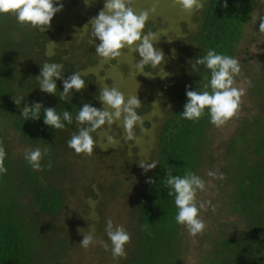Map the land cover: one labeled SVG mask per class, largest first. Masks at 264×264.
I'll list each match as a JSON object with an SVG mask.
<instances>
[{
    "label": "trees",
    "instance_id": "16d2710c",
    "mask_svg": "<svg viewBox=\"0 0 264 264\" xmlns=\"http://www.w3.org/2000/svg\"><path fill=\"white\" fill-rule=\"evenodd\" d=\"M263 1L226 0L225 8V0H205L204 7L196 11V30L187 32L185 28L176 40V56L181 63L176 73L137 110L141 116L150 115L154 104L159 105L157 141L149 156V162H158L157 167L144 173L137 156L123 157L125 162L133 163L132 170H119L109 178L95 177L96 172L90 178L85 176L77 163L81 155H75L67 146L76 131L79 109L86 103L100 109L101 88L114 87L111 81L104 82L103 70L100 75L90 71L102 60L96 55L99 40L75 45L76 35L65 32L56 23V15L44 30L22 28L14 17L0 16V140L6 151L7 169L6 174L0 175V264H185L186 243L192 237L174 219L178 209L174 197L167 195V172L183 177L191 171L204 179V172L215 168L225 176L214 187L215 192L222 190L224 195L223 215L215 230L203 232V239H199L197 249L206 246L200 264H264V55L249 79L251 110L257 112L239 120L234 135L219 143L224 149L222 154L213 152L215 141L211 133L215 126L210 123L207 109L199 121L181 117L188 86L193 91H203L208 82L203 78L208 74L205 68L197 66L198 70L193 71L189 61L194 63L210 49L239 59L249 26L252 24L256 34H260ZM60 2L65 9L78 4V0ZM94 12L96 17L99 12ZM89 27L91 34L92 25ZM159 27L148 22L144 32H155ZM158 46L154 47L160 49ZM46 62L62 64L64 79L79 72L85 79V89L73 90L71 97L62 101L59 92L63 91V81L57 80L56 95L42 92L35 78ZM248 63V59H243V70ZM145 70L156 74L150 66ZM18 96L24 97L20 106L13 101ZM34 102L55 108L61 115L63 111L71 112L74 123L56 131L44 124L43 109L39 119L25 120L22 109ZM149 124L145 123V128ZM113 126L105 125L97 132ZM96 133H92L95 142ZM10 135L18 138L15 152L11 150ZM46 146L50 147V154L42 160L44 170L35 171L21 149ZM96 147L95 144L94 152ZM127 148L124 146L120 153L125 155ZM115 159L112 156V161ZM149 179L154 183H147ZM65 180L76 181V187L69 191ZM73 200L78 201L76 207L69 203ZM66 208L78 217L74 225L85 224L82 234H66L64 222L61 223ZM215 214L209 208L204 215ZM109 215L116 216L114 226H123L131 236L125 246L126 258L112 257L105 232ZM87 233H92L97 241L107 242L109 250L97 244L94 256L78 254L79 240Z\"/></svg>",
    "mask_w": 264,
    "mask_h": 264
},
{
    "label": "clouds",
    "instance_id": "9594fccd",
    "mask_svg": "<svg viewBox=\"0 0 264 264\" xmlns=\"http://www.w3.org/2000/svg\"><path fill=\"white\" fill-rule=\"evenodd\" d=\"M182 11L192 13L204 7L200 0H175ZM59 4V7L55 6ZM224 7H227L225 0ZM63 9L60 0H0V16H12L22 28L48 29L53 17ZM155 12V6L148 10H141L137 13L131 6V0H105L104 8L95 18L90 21L92 25L91 36L99 40L95 45L96 55L104 61L115 60L122 55L123 49L135 51L139 60L135 68L143 71L146 66L156 69L165 61L162 50L154 47L153 41L156 33L151 30L144 32L146 22L149 20V12ZM259 33L264 34V16L259 17ZM192 64L193 71L197 66H203L206 73L203 91H193L191 86L186 90L187 103L184 105L181 117L189 121H199L207 114L210 123L219 128L230 121L238 112L241 97L244 95L242 88L235 87V77L241 73V65L237 58L228 55L217 54L214 50H208ZM63 65L55 62L44 63L40 75L35 79L39 89L49 95H56L57 80L63 81V91L59 92V98L68 100L72 91L81 92L85 89V79L79 72H74L67 79L62 76ZM210 89V90H209ZM24 97H13V101L20 106ZM99 100L103 109H97L91 104H84L75 116L76 131L67 141V146L77 156H92L95 148V140L92 133L102 129L105 125L111 126L122 119L123 129L126 133V140L138 139L135 129L140 128L141 133L147 129L144 120L138 109L142 106L137 95H130L127 100L124 93L116 87H102ZM44 112V124L52 129L63 130L67 125L74 123L72 113L63 111L62 115L57 113L55 108H44L39 102H34L30 107L25 105L22 109V117L25 120H37L40 118L41 110ZM108 143H114L115 137L105 133ZM50 154V147L41 149H27L24 159L35 171H43L42 160ZM6 151L3 141L0 140V175L7 173L4 165ZM157 161L140 162L139 167L144 173L157 167ZM48 168H51L49 161ZM206 175L212 179L224 180L223 173L208 170ZM149 184L154 180L146 181ZM166 186L169 191L167 195L174 197L175 206L178 212L175 216L177 225L186 229L191 237L202 235L206 229L205 222L200 219V211L207 210L206 205L211 206L213 212L216 205L211 201H198V193L206 191V182L200 176L187 171L183 177L173 176L167 172ZM83 229H77L79 233ZM106 235L111 242V254L114 259L126 258L125 246L131 242L130 234L123 226L113 224L111 218L106 221ZM99 243L105 250H109V244L103 240L97 241L92 233L83 235L80 246L88 251L91 245Z\"/></svg>",
    "mask_w": 264,
    "mask_h": 264
},
{
    "label": "rangeland",
    "instance_id": "374dc122",
    "mask_svg": "<svg viewBox=\"0 0 264 264\" xmlns=\"http://www.w3.org/2000/svg\"><path fill=\"white\" fill-rule=\"evenodd\" d=\"M200 2L204 3L205 0H200ZM104 4L105 0H78V4L75 8H63L56 14V23L61 25L65 32L68 31L69 33L76 35L75 45H88L89 42L91 44L95 38L89 33L90 21L95 18V16H93L95 13L94 11L100 12L99 10L104 8ZM131 6L137 13L141 10H148L155 6V12H149V20L146 23L154 22L160 25V27L154 32L156 33V39L153 41V44L154 46L159 45L158 47H160V50H162L165 55V61L156 68L155 72L158 74L156 75L154 72L145 69L143 71L137 70L135 64L139 59L137 58L136 52L129 49H125V51L122 50V55L117 58L119 60L118 63H114L112 60L106 61V63H101L103 60H100L97 66L90 71L100 75L103 70L104 82L105 80L111 81L112 86L124 93L126 100L130 95H137L141 105H143L149 99L153 91L161 90L162 85L167 83L176 73L178 66L181 64L179 63V58L176 56V53L178 52L176 40L184 33L185 28L188 29L186 30L187 32L196 30V11L192 13L182 11L179 5L175 3V0H131ZM260 7L262 8L260 11L264 12V1ZM91 12L92 14H90ZM90 16H92V18ZM257 16L258 14H256V17ZM249 28L250 31L246 36L245 41L242 43L238 59L241 65V73L235 77L236 83L234 85L235 87L242 88L244 90V95L241 97V104L237 114L224 126L219 128L214 127L212 130L211 135L215 141L213 145V152L215 155L222 154L224 149L220 148L219 143L234 135L238 128L237 124L239 125V120L242 121V119H248L257 112L251 110L253 108V102H251L248 94L249 79L251 74L254 73V69L257 70L260 67L259 59L261 55H264V34H256V29L252 24ZM52 52L53 50L50 47L49 54ZM243 59H248L249 61L247 68L244 70L242 69ZM151 70L153 69L151 68ZM100 109H103V104ZM159 111V105L156 103L154 104L150 115L145 114L142 116L144 125L149 122L150 126L146 128L147 131L145 133L138 132L139 126H137L135 132L138 139L133 141L126 140V133L123 129L122 119L116 121L112 129L107 127L106 130H102L101 132L98 131L96 133L98 139L95 142L97 145L95 152H93L92 156L81 155V159L77 161L78 168H81L84 175L87 177L89 176V178L92 177L95 172V177L102 176L103 178H109L112 174L116 175L119 170H122L123 172H129L132 170L133 163H128L129 161L125 162L122 160L123 157L130 159L137 156V162H149V156L157 141L158 123L156 120L158 119ZM105 133L113 135L115 137V142L111 144L108 143ZM9 139L11 141L10 143L13 144L11 145V150L12 152H15V148L18 147V138H16L15 135H10ZM126 145L128 146L127 153L123 155L120 153V150L122 151ZM21 151L25 153V147L22 148ZM112 156H116L114 161H112ZM212 171L219 174V171H217L216 168ZM206 172H204L205 174L203 176L206 182V191L200 192L197 199L201 202L211 201L212 205L217 206L215 215H204L205 213H208L209 208H211V206L206 205L207 210H202L204 213L199 217L207 226L205 231L212 232V230H215L218 226L223 215V212L221 211L224 205V195L220 192L222 190L217 192L214 191L218 179L208 177ZM64 184L67 189L69 188V191H71L72 186L76 187V181L73 183L72 181L69 182L68 180H65ZM69 203L72 207H76L78 201L73 200ZM78 210L82 211L79 208L77 211ZM62 216L61 223L64 222L63 227H65L67 235L73 231L74 235L77 233L80 235L84 232L85 228H83V226L85 224L81 226L74 225V221L78 217L76 214H72L70 208H66ZM109 216L112 219L113 224H115L116 216ZM77 229L83 230L79 233ZM199 239H203V236L197 235L196 237H192L191 240L186 243L188 246L185 251L186 253H184L183 256L185 257V264H200L201 260L199 259L204 256L202 249L204 251L206 246L201 250L197 249ZM79 242L81 243L82 241L79 240ZM97 244L99 243H96L95 245ZM93 251L94 245H91L88 251H85L80 246L78 254L82 256H94V253H92Z\"/></svg>",
    "mask_w": 264,
    "mask_h": 264
}]
</instances>
